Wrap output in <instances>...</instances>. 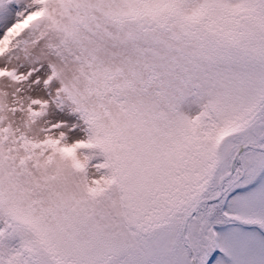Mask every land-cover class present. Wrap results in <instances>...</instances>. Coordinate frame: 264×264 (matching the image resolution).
Returning a JSON list of instances; mask_svg holds the SVG:
<instances>
[{
	"label": "snow or ice",
	"instance_id": "obj_1",
	"mask_svg": "<svg viewBox=\"0 0 264 264\" xmlns=\"http://www.w3.org/2000/svg\"><path fill=\"white\" fill-rule=\"evenodd\" d=\"M0 264H264V0H0Z\"/></svg>",
	"mask_w": 264,
	"mask_h": 264
}]
</instances>
